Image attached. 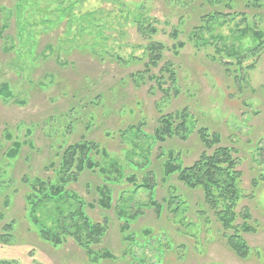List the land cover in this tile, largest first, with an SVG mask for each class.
<instances>
[{
	"label": "rangeland",
	"instance_id": "374dc122",
	"mask_svg": "<svg viewBox=\"0 0 264 264\" xmlns=\"http://www.w3.org/2000/svg\"><path fill=\"white\" fill-rule=\"evenodd\" d=\"M177 1L0 0V91L5 85L8 92L0 95V176L8 178L0 193V233L13 223L18 242L0 245V261L264 264V4L246 8L238 2L227 9L204 0H183L182 6ZM217 11L227 15L219 16L212 31L197 30L205 25L202 16ZM219 35L222 40L211 39ZM152 44L159 49L150 52ZM232 49L236 55L228 57ZM180 113L185 129L193 127L191 136L155 140L162 119ZM200 128L215 132L220 142L212 149L203 146ZM81 141L106 151V167L116 163L123 176L112 187V209H87L93 221L108 224L106 236L91 249L109 251L110 259L91 261L69 238L51 247L38 238L24 212L23 177H53L51 163ZM221 146L233 149L245 193L235 210L237 227L247 221L250 229L242 235V257L230 249L214 212L201 205V192L162 172L170 154L174 164L190 166L202 152ZM131 175L137 184L148 180L151 193L130 192ZM101 184L95 174L83 173L69 189L96 203ZM170 194L177 196L175 208L186 201L175 213L164 207L159 217L155 207H144L153 200L161 205ZM123 207L129 214L143 213L129 240L119 229Z\"/></svg>",
	"mask_w": 264,
	"mask_h": 264
},
{
	"label": "trees",
	"instance_id": "16d2710c",
	"mask_svg": "<svg viewBox=\"0 0 264 264\" xmlns=\"http://www.w3.org/2000/svg\"><path fill=\"white\" fill-rule=\"evenodd\" d=\"M177 2L180 5L184 4L183 0H178ZM204 2L210 6L227 9L234 8L238 2H243L246 8H262L264 4V0H204ZM220 15H223L220 11L205 14L202 16L205 25L198 27L197 30L203 29L212 31V24L218 22ZM139 19L140 16L137 17V20ZM136 23L141 26V24H139L140 21ZM151 32L154 33V30L152 29ZM254 36L258 41L262 38L260 34L255 33ZM198 38L200 39V36ZM211 39L217 41L223 38L219 35L211 36ZM234 40L238 41L239 38L235 37ZM203 43L205 44L207 41ZM180 47H182V44ZM157 49H159V47L153 44L149 47L150 52L156 51ZM217 52L220 53V50ZM226 54L228 57L236 55L233 49ZM219 64L221 63L219 62ZM227 66L228 63L223 65L225 71L228 72L229 69L226 68ZM164 71L170 73V68L165 66ZM0 95L3 98L8 96L7 86L4 85L1 88ZM177 120H180V122L174 127ZM185 121L186 119L183 113L179 115L175 114L174 116L170 115L162 119L159 129L154 132V139L163 141V136L167 135L170 137L169 139H176L177 137L178 140L186 141L188 137L191 136L193 127L187 128L188 130H186ZM173 136H175V138ZM197 136L201 144L209 149H212L216 143L220 142V138L215 132L208 133L205 128H200L197 131ZM18 147L19 145H15V149L9 154V159L12 160L15 158V150H17ZM92 151L96 153L95 156L99 155L101 161L96 160L95 156L93 157V155H91ZM232 152V148L223 146L217 147L210 154L202 152L198 159L190 166L174 164L176 159L170 154L168 159L162 164V172L164 176L167 177L176 175L177 180L184 184L186 188L201 192V205L204 203L203 206H206V208L214 212L213 217L214 219L215 216L217 217V221L221 225L223 235L230 249L235 252L236 255L242 257L246 252V245L243 242L242 235L250 231V229L247 221H241L242 223L239 225L241 229L235 224L236 218L239 216L235 213V210L239 201L245 196V193H242L240 190L241 174L236 170L237 163L232 156ZM58 156L59 161L57 164L51 163L50 167H48L53 171V177H23V183L28 187V191L25 193L24 197V212L28 223L34 228L38 238L51 247L58 248L63 246V242L69 238L75 243L78 249L86 253L91 261H99L102 258L110 259L111 256L109 251H99L102 254H98L91 249L92 246L100 244L102 239L106 236L108 224L105 220H103V223L93 221L88 215L87 209L93 210L97 207L103 212L112 209L114 203V192L112 187L117 186L116 182L123 178V176L120 175L119 167L114 162H109L108 167H106V161L108 160L106 151L100 150L99 152L94 143L86 141H81L65 147ZM83 173L95 174L96 177L101 180L102 184L96 187L98 198L96 203H88L84 198L78 195L77 192L69 189L72 184L78 183ZM116 176H118V178ZM4 179L7 180L8 178H4V176L1 175L0 186H2V188L0 189V193L6 189V181H3ZM127 180L132 184L130 192L143 189L151 193V190L154 188L146 179H143L141 184L135 183L136 180L134 175L128 177ZM1 182L5 184H1ZM118 199L119 202L122 203L123 196L120 194ZM175 199H177V196L170 194L169 198L163 199L161 205L153 200L144 207H155V211L160 217L165 208L169 210L174 208L171 212L175 213L180 206L186 204V201L183 200L180 202L179 206L175 208V206H173ZM5 201L6 204L11 202L8 199ZM186 208L187 206L181 210L182 213H186L184 211ZM140 210L141 209H139L137 213L132 214L127 212V207H123L120 210L118 215V221L120 223L119 229L124 239L129 240L127 235L131 236L136 234L131 233L130 229L139 217L143 215ZM142 211L144 212L143 209ZM198 214H201L203 217L205 211L202 209ZM199 217L201 216L199 215ZM243 217L249 219L248 215H244ZM243 217H241V220ZM144 232L145 234H151V232L147 230ZM17 243L14 233V224H4L0 233V245L13 247ZM0 264H18V262L0 261Z\"/></svg>",
	"mask_w": 264,
	"mask_h": 264
},
{
	"label": "crops",
	"instance_id": "0c3cea01",
	"mask_svg": "<svg viewBox=\"0 0 264 264\" xmlns=\"http://www.w3.org/2000/svg\"><path fill=\"white\" fill-rule=\"evenodd\" d=\"M10 259V258H9ZM17 261V260H16Z\"/></svg>",
	"mask_w": 264,
	"mask_h": 264
}]
</instances>
